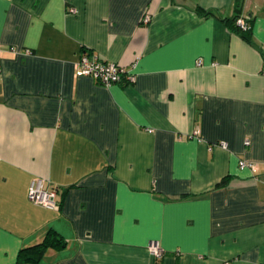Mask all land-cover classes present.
Masks as SVG:
<instances>
[{
    "label": "crops",
    "instance_id": "obj_1",
    "mask_svg": "<svg viewBox=\"0 0 264 264\" xmlns=\"http://www.w3.org/2000/svg\"><path fill=\"white\" fill-rule=\"evenodd\" d=\"M50 231L39 264H264V0H0V264Z\"/></svg>",
    "mask_w": 264,
    "mask_h": 264
},
{
    "label": "built area",
    "instance_id": "obj_2",
    "mask_svg": "<svg viewBox=\"0 0 264 264\" xmlns=\"http://www.w3.org/2000/svg\"><path fill=\"white\" fill-rule=\"evenodd\" d=\"M71 13H77L75 9L71 10ZM149 19L147 16L144 17V22ZM236 25L241 27L243 30L247 29L249 26L247 22L242 17L236 19ZM77 74L79 76H87L95 79L104 86H109L116 84L120 81L125 83L134 82L136 80L135 75L126 69L125 66L121 64H116L113 62H103L98 58L90 57L84 55L78 62ZM248 144V142H246ZM223 147H226V143H221ZM240 166L251 168L253 171L256 170V166L246 163L245 161H240ZM30 200L39 206H42L49 210H58V191L55 188H47L46 182L42 178H36L29 191ZM148 250L154 256L156 260H161L164 256V251L155 241H151L148 245Z\"/></svg>",
    "mask_w": 264,
    "mask_h": 264
},
{
    "label": "trees",
    "instance_id": "obj_3",
    "mask_svg": "<svg viewBox=\"0 0 264 264\" xmlns=\"http://www.w3.org/2000/svg\"><path fill=\"white\" fill-rule=\"evenodd\" d=\"M197 11L204 16H209V15L216 16V13L210 9L205 10L201 7H197ZM238 17L239 15H235L232 18H224L223 21L229 27L241 33L243 38L249 39V33L247 32L249 27L243 30L241 27H238L236 25L235 22ZM59 208H60V203H59ZM65 244L66 242L57 232L50 231L42 243L23 249L19 254L18 261L19 263H23V264L24 263L39 264L41 257L44 255L47 249L49 248L61 249L65 246Z\"/></svg>",
    "mask_w": 264,
    "mask_h": 264
}]
</instances>
